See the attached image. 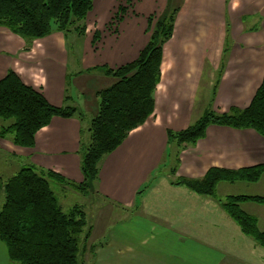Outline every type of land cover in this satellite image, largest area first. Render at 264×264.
Masks as SVG:
<instances>
[{"label":"crops","instance_id":"crops-1","mask_svg":"<svg viewBox=\"0 0 264 264\" xmlns=\"http://www.w3.org/2000/svg\"><path fill=\"white\" fill-rule=\"evenodd\" d=\"M124 1H94L86 33L75 36V42L84 37L75 70L70 69L67 33L56 30L26 49L20 35L0 26V80L14 70L52 105L75 106L85 119L90 113L95 117L98 91L114 82L104 68L136 60L150 39L149 16L173 5L171 0H129L132 5H124L126 12L118 28L109 30ZM174 5L180 10L173 36L164 46L155 112L100 164L96 190L107 206L98 214L108 213V206L111 210L119 206L124 214L110 228L98 230L103 240L87 263L264 264V247L241 230L216 198L171 183L173 165L168 158L169 152L177 151L168 143V130H183L203 114H196L194 107L202 84L211 88L209 105L218 112L251 104L264 79V0H178ZM95 30L100 32L96 44ZM83 127L78 116H55L38 130L33 147L0 136V180L24 166L37 165L82 182ZM180 158L177 174L194 178L205 176L212 167L241 169L264 164V136L252 128L211 124L206 136L184 149ZM229 183L243 185L228 195L264 198V174L256 182ZM145 185L146 191L138 195ZM0 199L1 207V187ZM241 207L264 229V200L246 201ZM92 242L96 243L93 238ZM14 262L0 239V264Z\"/></svg>","mask_w":264,"mask_h":264},{"label":"trees","instance_id":"trees-1","mask_svg":"<svg viewBox=\"0 0 264 264\" xmlns=\"http://www.w3.org/2000/svg\"><path fill=\"white\" fill-rule=\"evenodd\" d=\"M94 1L0 0V26L20 35L27 43L26 49L34 40L56 30L67 33L74 29L84 35ZM179 10V7L169 5L162 13L149 16L150 39L138 58L117 68H104L114 82L98 91V113L91 121L88 139L84 127L81 131L82 182L37 165L24 166L8 179L0 180L3 188L0 239L11 260L19 264H87V253L96 251L98 244L91 242L93 227L89 224L85 206L75 203L65 209L51 188L50 180L55 179L87 195L98 182L104 157L154 114L155 93L162 78L164 46L173 36ZM125 12L126 7L120 5L116 20H120ZM99 37L100 32L96 30L94 44ZM216 89L217 84L214 93ZM55 116H78L81 121L85 120L84 113L75 106L52 105L42 92L24 83L14 70H9L0 80V118L14 120L0 129V136L11 137L17 145L33 147L38 130ZM211 124L252 128L264 136V79L248 107L234 106L225 112L209 107L187 128L168 130V143L177 147L172 175L179 170L182 150L204 138ZM263 174L264 164L241 169L212 167L202 178L178 176L172 184L218 199L241 230L264 247V229L259 227L254 215L241 207L243 202H260L264 198L245 194L219 198L217 195L222 181L256 182Z\"/></svg>","mask_w":264,"mask_h":264},{"label":"rangeland","instance_id":"rangeland-1","mask_svg":"<svg viewBox=\"0 0 264 264\" xmlns=\"http://www.w3.org/2000/svg\"><path fill=\"white\" fill-rule=\"evenodd\" d=\"M171 1L173 2V5H172V3H170V7L176 6L174 4H176L178 2V0H171ZM124 2L121 5H123V6L125 4H128L130 6L132 5V2L129 0H125ZM120 20L119 19L116 20V16H114L112 21L108 25V29L116 31V29L118 28V24H119ZM76 32L77 31H75L74 29H71L69 32H67V35L69 38V43H70V69L71 70H75V66H76L77 61H78V53L77 52H80V50H79L80 41L82 43V41L84 40V37H81L82 38L81 40H79L78 42H75V36H78V34H79L78 32L77 33ZM149 34H150V32H149ZM79 35H81V34H79ZM226 46H228V44H226ZM211 92H212L211 88H209L206 84L201 85V87L199 88L197 95L195 97L194 107H195L196 114L199 111H201V113H199V114H202V112H204L205 109L212 107L211 105H209L211 103L210 102L211 101V99H210ZM93 116L94 115H92L90 113V114H88L87 118L84 120V126H85V130H86L87 139H88V135H89L88 129L90 128L91 121L94 118ZM13 121H14L13 119H7L6 120V119L0 118V124L2 123L4 125L11 124ZM195 145H187L184 149H186L188 146H195ZM166 158H167V154H166ZM168 158L170 161L169 165H174V159H175L174 153L172 154V152H169ZM165 161L166 160H164V162ZM177 173H178V171H177ZM178 176H180V175H178V174L173 175L172 181L175 180ZM184 177H187V176H184ZM191 178H194V177H191ZM172 181H171V183H172ZM219 184L220 185H218V189H217V195L219 198L227 197L228 193L238 192V190H240L238 188L242 187L241 185H243V184L234 185L232 183H229L228 181H222ZM50 186L55 191L60 202H62V203L64 202L63 206L65 209H68L70 206L74 205L77 202L85 204L86 211L88 214L89 224L94 226V229H95L94 236L92 238H93V240H95L96 243H98V245L103 240V237L97 235L98 230H100L102 226L110 228L112 226V224H114L117 221V219L121 215L124 214V210L121 207L115 206V208L111 210V206H108L109 207V209H107V211L109 210L108 213L106 212V214L104 216L100 217V215L98 213L101 211L102 207L107 206V203L103 200V198L101 196H99L97 194L96 185L93 186V190L91 192H89L87 195H84V194L76 191L72 187H70L69 190H66L64 188L66 185H64L62 182H59L55 179L50 180ZM145 191H146V189L141 194H138V195H142ZM64 197H66V201H64ZM0 201H1V199H0ZM262 224H264V223H262ZM92 238H91V242H92ZM90 255H91V253L89 251L87 253L86 259L90 258ZM14 264H19V263L14 262Z\"/></svg>","mask_w":264,"mask_h":264}]
</instances>
